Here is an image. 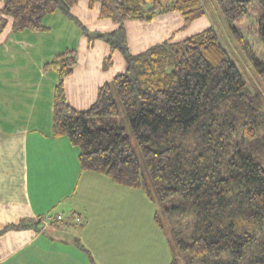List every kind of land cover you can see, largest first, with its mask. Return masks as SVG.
Wrapping results in <instances>:
<instances>
[{
    "label": "trees",
    "instance_id": "16d2710c",
    "mask_svg": "<svg viewBox=\"0 0 264 264\" xmlns=\"http://www.w3.org/2000/svg\"><path fill=\"white\" fill-rule=\"evenodd\" d=\"M79 0H0V36L42 32L57 11L82 25ZM99 17L117 25L94 36L119 50L126 71L103 85L87 110L73 108L65 79L78 64L68 50L44 66L60 82L53 98V136L79 148L82 172L118 186L144 190L141 163L130 137L104 119L119 116L116 93L152 181L156 198L193 219L191 242L176 240L170 264H264V108L221 35L210 27L184 40L163 41L139 54L127 47V21L150 23L179 12L183 27L208 14L205 0H87ZM230 39L251 64L264 89V0H215ZM82 27V26H81ZM83 31L88 34L85 27ZM111 64V63H110ZM178 199V200H177ZM158 223L159 217L155 216ZM36 225V224H34ZM22 224L11 228H29ZM81 250L86 249L77 242ZM171 248H172V244ZM87 252V251H86ZM91 258V256H90ZM91 263L95 264L91 258Z\"/></svg>",
    "mask_w": 264,
    "mask_h": 264
},
{
    "label": "crops",
    "instance_id": "0c3cea01",
    "mask_svg": "<svg viewBox=\"0 0 264 264\" xmlns=\"http://www.w3.org/2000/svg\"><path fill=\"white\" fill-rule=\"evenodd\" d=\"M86 4V17L95 10L97 26H102L95 29L90 24L92 33L117 29L99 17V5L91 10ZM76 10L79 4L73 9L75 18ZM177 16L166 15L178 20ZM43 26L42 32L8 27L0 36V264H92L91 258L95 264H122L124 254L116 259L114 253L115 237L131 234L132 215H112L110 205L127 193L103 175L82 172L77 147L66 137L53 136V98L60 77L44 72V66L68 50L78 52L77 67L65 79V88L69 104L84 111L95 103L103 85L126 71V61L119 53V72L112 73L101 63H89L99 55L89 48L88 34L60 11L47 15ZM125 26L129 46L135 49L132 54L163 41L177 42L172 23L156 31L151 30L154 20L127 21ZM96 42L104 46L103 55L113 53L103 40ZM113 55L116 58L115 51ZM53 209L62 220L47 215ZM20 223L33 226L11 228ZM133 256L127 255V262Z\"/></svg>",
    "mask_w": 264,
    "mask_h": 264
},
{
    "label": "rangeland",
    "instance_id": "374dc122",
    "mask_svg": "<svg viewBox=\"0 0 264 264\" xmlns=\"http://www.w3.org/2000/svg\"><path fill=\"white\" fill-rule=\"evenodd\" d=\"M205 1L207 2L206 8L208 10V15L206 18L197 19L192 22L189 26L183 27L184 23L182 21V16L179 12L157 14L153 19L154 26L151 30H166L167 28H169V23H172V26H174L173 32L176 31L175 40L180 41L195 34H198L210 27H214L221 35L223 43L229 49L232 57L235 59L240 70L246 76L248 82L250 83L252 91H255V87L260 88V93L262 95L263 100L261 105L264 108V89H262L261 84L258 81L251 64L249 63L247 58L242 54V52L238 49L235 41L233 39H228V34L230 33L228 27L226 26L225 22L223 21L220 15L218 8L216 7L215 0ZM86 3V0H79V10H76L75 15L76 19L79 22L84 23L88 27V37L86 41L89 48L92 49L94 47V55H99L97 56L99 57L98 59L88 62L92 64L101 63L102 67L108 70L110 73L119 72L118 70L120 67V61L118 57L119 53L120 55H122V52L119 50H115L116 58L113 55L114 52L112 54L107 53L106 55H103L106 51L102 50L101 47L104 46L97 45L96 41H98L99 38L94 36L89 29L90 24H93L95 29H99L102 26H97L98 16L95 10L89 12V18L86 17ZM1 6L2 5H0V8ZM169 14L178 15V20L172 17L167 18L166 15ZM100 30H95L93 33H95L96 35H98L99 33H107L101 32ZM225 30L228 34H225ZM126 44L130 53L132 52V50H135L134 47L130 48L128 40ZM103 57L104 59H102ZM111 66H114L113 69H110ZM83 67H86V59H84L83 61ZM110 83L111 81L108 82V84ZM77 84L79 85L78 82ZM114 96L119 108V116L111 119L105 118L104 121L111 122L114 126L123 129L125 133L130 137L131 142L137 152L139 161L141 163V172L146 180L149 192L152 195L151 199L147 196L144 190H132L129 188H123L125 189L124 191H126L127 194L119 195L117 198L112 199L113 204L110 205L112 215H125L124 213L122 214L120 212H130L129 215H132L131 220L133 221V224L130 227L132 230L131 234L123 236L122 239L120 236L115 237L114 253L116 255V259H120L122 254H124L123 258L125 257V259L122 261L120 260L122 264H170L173 256V250L177 251V245L175 241L178 239H183L188 242H191V236L194 230L193 219L190 216H181L179 214L180 210L179 208H177L179 206L177 201L167 203V207H176L171 211H167L156 198V194L152 186V181L146 169L142 153L139 150V147L137 146V142L134 138L129 121L127 120L124 114L122 105L116 93L114 94ZM77 149L80 152L79 148ZM49 212L50 213L47 215H55L57 213L55 212V209ZM156 215H158L160 223H158L155 219ZM125 227L127 229V225H125ZM116 229L119 230V227ZM170 244H172V248ZM127 255L135 256V258L131 260V263L127 262ZM133 261L135 262L133 263Z\"/></svg>",
    "mask_w": 264,
    "mask_h": 264
},
{
    "label": "built area",
    "instance_id": "2783aa9c",
    "mask_svg": "<svg viewBox=\"0 0 264 264\" xmlns=\"http://www.w3.org/2000/svg\"><path fill=\"white\" fill-rule=\"evenodd\" d=\"M54 218H56L58 220H62V216L61 215H55ZM49 219H52V218H49ZM76 221L79 222V223H81L82 222V219L80 217H77L76 218Z\"/></svg>",
    "mask_w": 264,
    "mask_h": 264
}]
</instances>
